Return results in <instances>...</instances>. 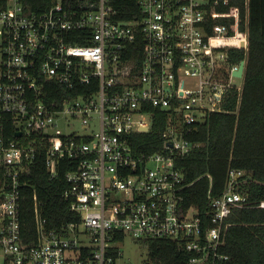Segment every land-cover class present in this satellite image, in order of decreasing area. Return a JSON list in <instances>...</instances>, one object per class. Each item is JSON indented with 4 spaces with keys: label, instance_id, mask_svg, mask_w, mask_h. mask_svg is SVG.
<instances>
[{
    "label": "built area",
    "instance_id": "built-area-1",
    "mask_svg": "<svg viewBox=\"0 0 264 264\" xmlns=\"http://www.w3.org/2000/svg\"><path fill=\"white\" fill-rule=\"evenodd\" d=\"M239 1L55 0L36 12L0 0V264H132L127 236L173 241L186 264H227L228 219L252 207L237 190L243 172H229L207 222L185 209L176 161L235 94L240 110L245 72L231 59L249 48V0L229 8ZM156 124L160 149L140 151ZM42 165L51 179L63 172L80 221L48 228L34 192L28 240L27 178ZM148 254L142 264H162Z\"/></svg>",
    "mask_w": 264,
    "mask_h": 264
},
{
    "label": "trees",
    "instance_id": "trees-1",
    "mask_svg": "<svg viewBox=\"0 0 264 264\" xmlns=\"http://www.w3.org/2000/svg\"><path fill=\"white\" fill-rule=\"evenodd\" d=\"M54 1L25 0L36 12L49 8ZM237 3L244 6L242 0L229 8L234 9ZM245 14L243 7L242 18ZM248 20L249 48L237 49L231 59L233 63L247 61L240 110L234 112L238 103L235 94L226 105L228 111L213 113L191 136L201 146L176 161L188 184L184 190L185 209L194 208L207 222L211 200L225 192L229 172H243L237 179V190L247 196L252 207L235 209L228 219L231 224L222 248L229 255L227 264H264V209L258 207L264 201V0H249ZM162 130L163 126L156 124L151 133L139 134L138 149H160ZM27 180L28 198L22 209V222L28 240L36 234L34 192L48 228L59 230L65 223L80 221V215L71 210L70 201L64 198L67 184L63 172L51 179L42 165ZM145 243L154 261L162 264H186L184 261L191 255L173 241L151 239Z\"/></svg>",
    "mask_w": 264,
    "mask_h": 264
},
{
    "label": "rangeland",
    "instance_id": "rangeland-1",
    "mask_svg": "<svg viewBox=\"0 0 264 264\" xmlns=\"http://www.w3.org/2000/svg\"><path fill=\"white\" fill-rule=\"evenodd\" d=\"M121 250L123 260L132 264H142L149 257L148 248L134 241L130 236L126 237Z\"/></svg>",
    "mask_w": 264,
    "mask_h": 264
},
{
    "label": "water",
    "instance_id": "water-1",
    "mask_svg": "<svg viewBox=\"0 0 264 264\" xmlns=\"http://www.w3.org/2000/svg\"><path fill=\"white\" fill-rule=\"evenodd\" d=\"M246 61L245 60H242L241 63H240V67H239V70H237L235 72V74L239 77H242L244 75V72H245V68H246Z\"/></svg>",
    "mask_w": 264,
    "mask_h": 264
}]
</instances>
